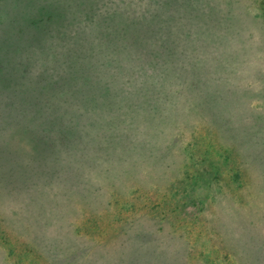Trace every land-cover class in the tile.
Listing matches in <instances>:
<instances>
[{
	"label": "rangeland",
	"instance_id": "rangeland-1",
	"mask_svg": "<svg viewBox=\"0 0 264 264\" xmlns=\"http://www.w3.org/2000/svg\"><path fill=\"white\" fill-rule=\"evenodd\" d=\"M204 1L0 0V264H264V0H222L234 5L233 16L202 20L205 9L195 6ZM190 23L193 34L182 49L213 51L207 67L220 82L218 54L233 56L223 68L230 71L228 88L242 94L232 91L225 105L215 95L205 103L203 95L198 115L184 100L196 90L186 96L174 78L157 83L146 75L135 98L147 102L157 94V101L133 114L138 132L148 127L141 143L148 157L132 173L120 170L119 160L88 158L83 177L70 176L80 191L67 202L57 190H64L65 171L39 173L43 167L26 156L34 149L32 121L66 110L64 124L84 125L82 141L105 135L106 128H94L107 116L96 110L107 101L103 84L120 89L123 66L163 71L167 56L152 58L147 41H174ZM211 32L229 41L210 47ZM121 44L150 61H125L114 50ZM80 74L98 79L96 86L83 90L77 79L72 86ZM69 89L76 92L64 108L50 105ZM43 181L49 186L40 187ZM85 189L94 196L86 198Z\"/></svg>",
	"mask_w": 264,
	"mask_h": 264
},
{
	"label": "trees",
	"instance_id": "trees-1",
	"mask_svg": "<svg viewBox=\"0 0 264 264\" xmlns=\"http://www.w3.org/2000/svg\"><path fill=\"white\" fill-rule=\"evenodd\" d=\"M217 1V2H216ZM204 6H198L196 3H194L195 8H202L204 7V14L203 19L206 20L207 18H210L213 13H216L218 15H221L222 18L224 17H232L233 16V7L234 5H230L226 7V3L223 4L222 0H206L202 2ZM199 4V3H198ZM229 8V9H228ZM232 15V16H231ZM214 16V15H213ZM206 18V19H205ZM256 19V18H254ZM258 20V19H256ZM203 23V22H200ZM211 25V24H210ZM209 25V26H210ZM194 23L189 24V31L185 35L178 34L174 36V41H163L159 43L155 42V40H149L147 41V44L145 46H148L150 50V55L154 59L157 58V56H161V58L164 59L163 55H166V63L163 64L165 66V69L163 71L159 69L150 70L149 67L145 70H143L141 67L136 66L137 69L135 71L127 70L128 72H125L124 66L122 68V71L120 74L122 75V78L125 80L122 82V86H120V89H112V86H110L108 83H104L102 86V90L100 92L101 95H103V98H107V101L102 102L105 103V106H103L100 110H97L101 113L105 110V115L103 121H100L98 125H94V128L97 129L99 126L104 127L107 129V133L105 135H101L99 137H91V139H88L86 141H82L85 139V134H83V127L82 123H77V126L73 125L74 127H68V125L64 124L67 118L66 110H62L59 113H57L58 117L54 114L51 119V117H44L43 115H40L35 118V121L33 123V131H27L31 135V141L34 144V149L31 150L30 153H28L26 156H29L32 164L35 162L34 165H36V169L39 165H41L43 168L40 169L38 172H50L54 169L60 173H63L65 171V175L61 177L60 181V187H62L64 190H61L58 188L57 190L60 192H64L62 195L64 198L67 199V202L74 198L73 192L77 189V191H80L79 187H75V184L73 183V180H70V176H76L78 178L83 177L85 173H82L83 170H87V167L84 166L85 162H87L88 158L90 159L91 163L98 162L105 163V164H111L113 160H119V164L117 166L122 167V171L125 170L127 173H132V170L138 166V160L141 161L143 157H148L147 154L142 153L143 150L149 149L147 146L142 148V138L145 137V134L148 133V131L145 130L143 127L141 129H138L139 132L136 130L135 124H136V118L134 116V112L139 110L140 108H144L146 105V110L149 106V104L153 103L154 101H157V94H155V98L151 95L147 96V102L145 100L139 101L140 99H136L135 96H139L142 94L140 92L141 90H144V87L147 86L145 80L146 75H153L155 82H159V78L162 76H170L178 81V84H184L183 86L186 88V92L184 93L186 96L190 94V92H193L196 90V94H194L195 98L192 97H184V100L186 101L185 104H190L189 109L193 114H201L200 107L202 106V97L203 95H206V97H203L205 100V103H208L209 97L211 95L214 96V101H220V104H223V101L226 96L241 93L242 91L240 87H233L229 89V82H230V71L227 68H223V66H227L231 64V62L234 60V57L224 55V52L222 53L220 51V54H218V60L220 63V67H222V74L221 82L218 80L214 74L213 70L207 67V65L210 64V61L213 60L214 52L210 51L209 54L201 53V51H197L196 49H192L191 51L187 49L186 47L182 49L183 44L187 43L189 38L192 36ZM199 25H197L198 27ZM207 26V29L213 30V25L211 27ZM196 27V28H197ZM211 34L210 39V47L211 46H224L226 44V41H229L225 38L224 35H213V32ZM139 42L141 40H138ZM149 44V45H148ZM121 47L115 48L114 50L123 54V58L127 62H133L134 60L142 61V63H146L150 61V59H141L139 58L141 53L140 51H137V53L134 55L133 50L134 48L130 45H120ZM140 46V45H139ZM208 45L206 47H209ZM209 47V48H210ZM133 48V49H132ZM144 49V47H141ZM213 49V48H212ZM145 52V49H144ZM139 57H137V56ZM133 56V57H132ZM149 56V54L147 55ZM136 58V59H135ZM133 59V60H132ZM216 59V60H217ZM130 60V61H129ZM165 60V59H164ZM152 63V62H151ZM178 63L181 65L180 68H178ZM194 64V65H193ZM193 65V66H191ZM199 69H198V67ZM195 67L197 69L195 70ZM229 67V66H228ZM225 71V73H224ZM148 74H145V73ZM157 72V74L155 73ZM216 72V70H215ZM218 73V71H217ZM81 75V74H80ZM142 76V80L140 83H138V88L136 87V84H134L135 79H139V77ZM216 79H215V78ZM75 78V77H74ZM234 78V77H233ZM82 80L84 83H82V89H90L94 88L96 85L94 81H98V79L94 77L88 78V76H84L83 74L81 77H76L73 82L71 83L72 86L74 85L75 80ZM181 84V85H182ZM58 85L53 84L52 87H56ZM236 89V90H234ZM64 95L61 96V103L60 100L55 99L50 105L53 107V104H61L63 108L65 107V103L67 102L66 98H70V96L74 95V89ZM80 90V89H78ZM77 90V91H78ZM138 91L137 93L135 91ZM234 91V93L232 92ZM104 92V93H103ZM198 92V93H197ZM64 93V92H63ZM174 93V92H173ZM78 97L80 98L81 94L79 92L76 93ZM66 95V96H65ZM101 96V101L104 99ZM154 99V100H153ZM81 100V99H80ZM152 100V101H151ZM193 100V102H191ZM42 101H44L42 99ZM149 101V102H148ZM179 103L180 100L178 99ZM177 98L172 97V101H170V104H174L175 102L178 103ZM191 102V103H187ZM85 101H82L80 105L77 107V111L83 110ZM155 103V102H154ZM178 103V106L175 107V109L179 110L180 104ZM46 104L48 107L49 104L45 101L42 102L41 105ZM176 106V105H173ZM74 107V108H75ZM71 108V107H70ZM158 108V107H157ZM200 111H199V110ZM44 110L43 108H40V112ZM145 110V109H144ZM95 111V110H94ZM126 111V112H125ZM143 111V110H142ZM72 116V115H70ZM69 116V117H70ZM110 116V118H108ZM80 118L81 116H77L74 118ZM155 116H152V119ZM140 121H146L141 120ZM31 122V123H32ZM64 122V123H63ZM93 127V126H92ZM110 129H116L117 133H114L112 135L110 134ZM119 132V133H118ZM27 136V134L25 133ZM152 139V138H151ZM154 142V140L152 139ZM41 142L44 143L45 147L42 145ZM98 151V153H97ZM79 154V157L81 158L82 163L79 161H74L73 157L74 154ZM129 156L134 161L128 162L125 161L126 156ZM119 157V158H117ZM85 161V162H84ZM102 161V162H101ZM29 164V163H28ZM27 164V165H28ZM44 164V165H43ZM33 165L25 166L26 168H30ZM126 166V167H125ZM78 168L80 170V173H71L74 169ZM131 170H128V169ZM33 169V168H32ZM36 172V173H38ZM68 172V173H67ZM115 173H119V170H117ZM50 175V179H51ZM43 180V175H39ZM50 183H46V181H43V184L40 187L49 186ZM81 183L76 184V186H79ZM64 186V187H63ZM86 186V185H85ZM84 191L83 189H81ZM85 197L90 199L94 196V193L89 189H85ZM162 256V255H161ZM164 258V256H162ZM166 260V258H164ZM165 262L161 263L164 264Z\"/></svg>",
	"mask_w": 264,
	"mask_h": 264
}]
</instances>
